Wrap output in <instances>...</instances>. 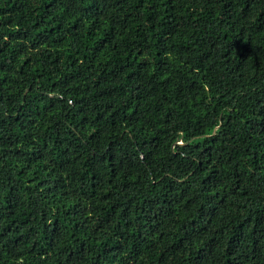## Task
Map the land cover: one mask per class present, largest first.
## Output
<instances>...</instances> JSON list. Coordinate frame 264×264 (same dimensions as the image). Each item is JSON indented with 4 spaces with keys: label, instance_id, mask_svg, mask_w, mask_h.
Here are the masks:
<instances>
[{
    "label": "trees",
    "instance_id": "16d2710c",
    "mask_svg": "<svg viewBox=\"0 0 264 264\" xmlns=\"http://www.w3.org/2000/svg\"><path fill=\"white\" fill-rule=\"evenodd\" d=\"M0 264H264V0H0Z\"/></svg>",
    "mask_w": 264,
    "mask_h": 264
}]
</instances>
